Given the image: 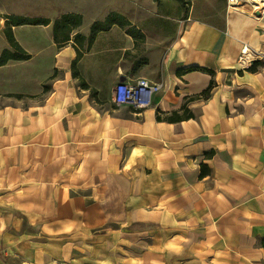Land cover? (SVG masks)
<instances>
[{"label": "crops", "instance_id": "1", "mask_svg": "<svg viewBox=\"0 0 264 264\" xmlns=\"http://www.w3.org/2000/svg\"><path fill=\"white\" fill-rule=\"evenodd\" d=\"M188 1L151 0L156 21L136 0L8 14L50 24L13 27L30 58L0 66V264H264V15ZM110 13L143 39L99 32L74 77L52 22L79 14L87 39ZM141 78L162 83L152 105L115 106V85Z\"/></svg>", "mask_w": 264, "mask_h": 264}, {"label": "trees", "instance_id": "2", "mask_svg": "<svg viewBox=\"0 0 264 264\" xmlns=\"http://www.w3.org/2000/svg\"><path fill=\"white\" fill-rule=\"evenodd\" d=\"M157 4L160 0H153ZM178 2L184 13L188 12L189 1L188 0H175ZM4 28L2 30L3 35L10 46V49H4L0 53V66L5 65L8 61H25L30 58V56L25 53L21 47L16 42L12 28L15 26L21 25H42L47 26L50 24V21L42 18H25L19 16H4ZM82 24V16L79 14H62L57 19L52 22V36L54 43L58 48L66 45L70 40L73 42L76 51V58L72 62V75L78 77L76 71V63L82 57V53L87 51L94 41L95 36L99 32L107 31L112 26H118L121 29H125V32L130 36L134 41H140L143 39V34L137 29L132 27L130 23L123 16L117 13L108 14L103 21L94 22L90 27V33L87 39L81 36L76 30ZM86 42V47L84 49ZM250 72L255 71L254 65L247 69ZM81 86L85 87L86 85L81 83ZM211 87L207 89L204 93L205 95L210 90Z\"/></svg>", "mask_w": 264, "mask_h": 264}, {"label": "rangeland", "instance_id": "3", "mask_svg": "<svg viewBox=\"0 0 264 264\" xmlns=\"http://www.w3.org/2000/svg\"><path fill=\"white\" fill-rule=\"evenodd\" d=\"M78 1L79 0H0V35L2 34L4 26L3 17L11 14L12 12L16 13V10L18 12L22 11L26 14L24 16H35L37 14L51 16L57 8H62L64 10L68 9L75 5ZM226 1L227 0H212V7L208 6L209 11L217 10V7L221 6L222 2L226 3ZM261 4L262 6L257 10L253 7L255 6L254 0H238L235 7H237V10L249 13L252 16H254L253 11H258L264 15V2ZM151 5V0H136V19L138 21H156L164 19L165 16L161 18V15H163L164 12H160ZM198 7L194 6L193 14H204V6H202L201 10H198ZM5 8H8L10 11H5ZM165 10L173 13L175 11V6L172 5L171 2H166ZM87 24H89V22Z\"/></svg>", "mask_w": 264, "mask_h": 264}, {"label": "built area", "instance_id": "4", "mask_svg": "<svg viewBox=\"0 0 264 264\" xmlns=\"http://www.w3.org/2000/svg\"><path fill=\"white\" fill-rule=\"evenodd\" d=\"M237 3L238 0H227V4L232 7ZM255 57L252 49L244 47L237 57V64L241 68H248ZM161 88L162 83H150L144 78L133 83L119 82L112 90V101L117 107H128L134 112H140L152 105L154 96Z\"/></svg>", "mask_w": 264, "mask_h": 264}, {"label": "bare ground", "instance_id": "5", "mask_svg": "<svg viewBox=\"0 0 264 264\" xmlns=\"http://www.w3.org/2000/svg\"><path fill=\"white\" fill-rule=\"evenodd\" d=\"M263 2H264L263 0H254V3H255V6H253V7H255L254 9H257V10L260 9V7L262 6L261 3H263Z\"/></svg>", "mask_w": 264, "mask_h": 264}]
</instances>
